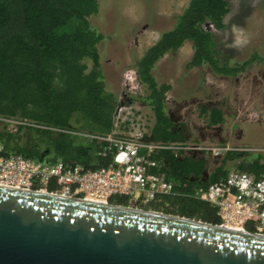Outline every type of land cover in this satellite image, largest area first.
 Returning <instances> with one entry per match:
<instances>
[{"label": "trees", "instance_id": "obj_1", "mask_svg": "<svg viewBox=\"0 0 264 264\" xmlns=\"http://www.w3.org/2000/svg\"><path fill=\"white\" fill-rule=\"evenodd\" d=\"M261 7L264 9V0ZM230 10L229 0H190L174 28L163 32L137 60L139 80L148 93L143 100L155 118L154 140H186L183 127L167 110L171 86L159 84L152 73L162 58L175 55L189 42L194 54L188 70L207 65L216 75L226 77L237 76L259 58L253 55L234 67L221 65L218 43L206 25L224 29ZM98 12L99 0H0V117L29 124L0 129V155L42 160L51 152L53 159L62 158L87 170L111 163L110 157L99 155L108 143L84 136L108 134L117 105L116 95L107 91L99 54L106 37L90 22ZM203 112L209 113L210 126L224 122L221 109ZM161 157L169 160L167 179L177 184L176 194L145 209L219 225L217 210L195 197L197 183L207 172L206 160L195 156L178 160L169 151ZM223 162L202 185L223 181L232 167L257 177L264 174V153L232 151ZM49 189L56 187L50 185ZM110 202L129 205L125 196H115ZM255 225L249 224L247 230L256 233Z\"/></svg>", "mask_w": 264, "mask_h": 264}, {"label": "rangeland", "instance_id": "obj_2", "mask_svg": "<svg viewBox=\"0 0 264 264\" xmlns=\"http://www.w3.org/2000/svg\"><path fill=\"white\" fill-rule=\"evenodd\" d=\"M262 1L229 0L231 10L224 18L225 28L217 30L211 23L206 25L218 43L221 65L234 67L250 60L253 55L259 56L237 76H218L207 65L188 70L186 66L194 54L189 42L175 55H166L153 69L159 84L171 86L166 95L169 98L167 110L183 127L186 141L196 142L200 135L210 144L248 149L244 151L246 153L264 149ZM189 3L190 0H99V12L91 16L90 22L106 37L99 45V54L107 91L117 98L125 93L128 73L139 76L137 60L159 41L163 32L174 28L177 16L183 14ZM88 66L92 68L91 61ZM147 94L142 84V90L137 94L142 102ZM207 108L221 109L224 122L210 126L209 113L203 112ZM4 125L15 128L0 122V129ZM52 157L51 152L45 156ZM224 157L209 158L208 176L223 165Z\"/></svg>", "mask_w": 264, "mask_h": 264}, {"label": "water", "instance_id": "obj_3", "mask_svg": "<svg viewBox=\"0 0 264 264\" xmlns=\"http://www.w3.org/2000/svg\"><path fill=\"white\" fill-rule=\"evenodd\" d=\"M0 264H264V235L0 186Z\"/></svg>", "mask_w": 264, "mask_h": 264}, {"label": "built area", "instance_id": "obj_4", "mask_svg": "<svg viewBox=\"0 0 264 264\" xmlns=\"http://www.w3.org/2000/svg\"><path fill=\"white\" fill-rule=\"evenodd\" d=\"M124 90L117 98L111 131L103 135H84L108 143L99 152L100 156L111 158L107 167L87 170L80 164H68L62 158L35 160L21 154L0 155V186L100 204L111 203L115 196H125L129 207L142 210L163 197L176 194L177 184L167 179L171 166L166 157H161L164 151L178 160L199 155L207 162L209 158H220L232 151L248 150L210 144L200 135L196 142L156 141L152 135L153 112L137 95L142 90L137 74L128 73ZM0 122L14 127L29 125L3 117ZM2 151L0 145V154ZM249 151L264 153V149ZM209 177L205 172L198 181L195 197L217 210L219 225L246 232L248 225L255 223L256 233L264 235V174L257 177L232 167L223 181L202 185ZM50 185L56 189L50 190Z\"/></svg>", "mask_w": 264, "mask_h": 264}]
</instances>
